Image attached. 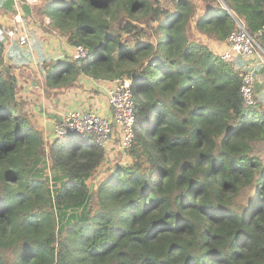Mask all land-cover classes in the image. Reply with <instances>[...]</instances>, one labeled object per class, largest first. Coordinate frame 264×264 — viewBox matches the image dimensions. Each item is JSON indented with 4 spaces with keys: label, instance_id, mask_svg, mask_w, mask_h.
Masks as SVG:
<instances>
[{
    "label": "trees",
    "instance_id": "16d2710c",
    "mask_svg": "<svg viewBox=\"0 0 264 264\" xmlns=\"http://www.w3.org/2000/svg\"><path fill=\"white\" fill-rule=\"evenodd\" d=\"M162 1H41L48 32L88 52L51 62L46 91L132 79V161L101 176L86 134L47 148L0 68V264H264V107L240 92L247 62L208 45L241 21L264 50V0Z\"/></svg>",
    "mask_w": 264,
    "mask_h": 264
},
{
    "label": "crops",
    "instance_id": "0c3cea01",
    "mask_svg": "<svg viewBox=\"0 0 264 264\" xmlns=\"http://www.w3.org/2000/svg\"><path fill=\"white\" fill-rule=\"evenodd\" d=\"M14 1V5H10L7 1L0 0V27L17 26L21 35L28 36L29 44L20 45L17 36L7 37L0 42V68L14 81L16 97L23 106L24 113L43 132L45 141L51 140L54 125L70 111H95L111 118L112 108L108 100V90L113 85L111 81L81 76L72 87L45 90V73L51 62L72 57L76 47L70 45L65 37L48 32L46 27L50 24V19L37 14L41 1L32 5ZM24 4L30 9L29 12L23 8ZM208 45L218 54L225 47L224 42L214 40H209ZM262 54L264 56V50ZM258 70L255 91L264 107V65ZM36 120L40 123L37 124ZM116 131L106 149V162L102 172L118 163L122 154L126 153L119 148L120 134L117 127Z\"/></svg>",
    "mask_w": 264,
    "mask_h": 264
},
{
    "label": "built area",
    "instance_id": "2783aa9c",
    "mask_svg": "<svg viewBox=\"0 0 264 264\" xmlns=\"http://www.w3.org/2000/svg\"><path fill=\"white\" fill-rule=\"evenodd\" d=\"M38 1L42 0L24 2L32 5ZM14 36L19 38L20 45L29 44L28 36L21 35L17 26L0 27V42ZM224 45L219 55L225 62L233 63L239 57L247 62V66L241 68L240 92L247 105H257L259 100L255 91L256 70L264 65L262 47L241 21H237V27L229 34ZM87 54L84 47L78 46L72 57L79 60L87 57ZM112 84L108 90L111 118L95 111H70L54 125L52 139L56 141L70 134H86L92 137L98 146L107 149L117 132V127L120 134L119 148L127 152L132 147L136 133L134 86L130 77L116 79ZM103 174L104 172L100 173L101 176Z\"/></svg>",
    "mask_w": 264,
    "mask_h": 264
},
{
    "label": "rangeland",
    "instance_id": "374dc122",
    "mask_svg": "<svg viewBox=\"0 0 264 264\" xmlns=\"http://www.w3.org/2000/svg\"><path fill=\"white\" fill-rule=\"evenodd\" d=\"M192 2H194L195 4H196V2L199 4V6L202 8L203 7V0H191ZM163 7H168V8H170V9H172V8H174V5H173V3H172V0H163L162 1V4H161ZM146 23H147V20H145V19H143V20H141V21H134V24L136 25V26H138V27H144V28H146V30H151V28L150 27H148V23H147V27H145L146 26ZM119 32L122 34V37L125 39V40H130V41H132V38H133V36H134V33L132 34V31L130 32H128V31H126V27L124 26V24L123 23H120L119 24ZM195 33H194V30H189L188 31V35L192 38V39H196L197 37H196V35H194ZM203 39V38H202ZM73 58V57H72ZM126 77V76H125ZM125 77H122V78H125ZM120 79V78H119ZM115 81V80H114ZM111 82H113V81H111ZM108 100H109V97H108ZM33 122V124H34V121H32ZM36 122H37V124H39L40 122H38L37 120H36ZM36 127V126H35ZM116 133V132H115ZM57 139V138H56ZM66 138L64 137V138H61L60 139V141H63V140H65ZM53 141H55V139H52L51 138V140H47L46 141V147L47 148H50L51 147V143L53 142ZM54 143V142H53ZM47 150H49V149H47ZM125 155H127V156H125ZM129 157V158H128ZM131 162V158H130V156L128 155V152H126L125 154H122V156H121V158H120V160L118 161V163L119 164H121V165H127V164H129ZM48 164H49V166L51 165V162L50 161H48ZM46 173L47 174H50V168L48 167L47 168V170H46ZM97 178L95 179V178H92V179H90L88 182H89V185L91 186V188H93V187H95V185H96V183H97ZM52 184V186H53V188H54V182L53 183H51ZM245 197H247V196H242V197H240L237 201H236V205L237 206H240V205H242L243 204V201L245 200H247L248 199V197L247 198H245Z\"/></svg>",
    "mask_w": 264,
    "mask_h": 264
}]
</instances>
